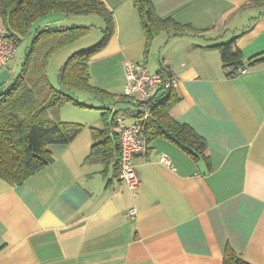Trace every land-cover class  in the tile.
<instances>
[{
    "label": "crops",
    "instance_id": "obj_1",
    "mask_svg": "<svg viewBox=\"0 0 264 264\" xmlns=\"http://www.w3.org/2000/svg\"><path fill=\"white\" fill-rule=\"evenodd\" d=\"M102 1L115 33L89 69L92 84L116 98L96 97L85 106L93 109L78 117L65 108L70 104L60 107V118L82 130L68 143L49 145L54 162L26 182L0 177V264H223L228 246L264 264V61L250 62L264 54V0H151L159 16L172 15L196 31L162 32L149 42L132 0ZM82 17L50 24L87 25ZM232 37L243 61L234 77L211 46ZM127 60L175 74L180 100L170 113L208 145L207 159L194 158L169 138L155 137L147 155L135 157L141 181L135 189L119 179L115 162L106 167L86 158L93 129L103 130L114 113L134 120L138 107L119 99ZM20 67L12 60L0 67V90Z\"/></svg>",
    "mask_w": 264,
    "mask_h": 264
},
{
    "label": "trees",
    "instance_id": "obj_2",
    "mask_svg": "<svg viewBox=\"0 0 264 264\" xmlns=\"http://www.w3.org/2000/svg\"><path fill=\"white\" fill-rule=\"evenodd\" d=\"M151 0H132L142 18L147 41L162 32L181 35L195 32L189 24H181L172 15L161 17ZM102 0H0V11L8 36L18 44L25 38L31 41L26 57L16 76L0 90V177L11 184H22L31 176L54 162L49 145L72 141L83 125L60 118V107L67 102L85 105L73 97L76 90H87L94 97L106 98L116 95L95 86L91 82L90 60L108 45L115 33V21ZM98 14L104 19L103 37L96 44L68 56L58 72V83H51L49 66L51 57L64 46L85 36L90 25H54L60 17ZM44 19V20H42ZM41 21V22H40ZM237 37V36H236ZM236 37L223 43L211 45L220 50L227 76H237L243 65L242 52ZM264 61V54L252 63ZM120 100L150 111L145 120L144 133L151 141L164 136L186 150L194 158H208L206 139L186 123L177 121L170 113L180 97L173 89L153 95L149 100L120 95ZM107 109V107H103ZM108 111V110H107ZM105 113V112H104ZM116 113L103 130L93 129L92 150L87 161H100L106 167L115 162L119 168L120 135ZM119 171V169H118ZM223 264H252L231 247H226Z\"/></svg>",
    "mask_w": 264,
    "mask_h": 264
},
{
    "label": "built area",
    "instance_id": "obj_3",
    "mask_svg": "<svg viewBox=\"0 0 264 264\" xmlns=\"http://www.w3.org/2000/svg\"><path fill=\"white\" fill-rule=\"evenodd\" d=\"M17 43L8 36V28L3 25L0 28V67L7 66L15 57L17 51ZM125 85L124 94L128 96H136L141 100H149L156 91H167L175 89L178 86L179 79L169 68H162L159 71L152 72L147 64L141 61H125ZM247 71L246 68L241 69L242 73ZM143 113H135L134 120L126 122L120 116L116 118L120 135V156H119V179L128 184L131 189H135L141 183L135 163L136 155H147L149 149V141L144 133V122L150 116V111L143 107ZM162 155V161L173 167L171 160L167 155ZM136 209H130L131 214H135Z\"/></svg>",
    "mask_w": 264,
    "mask_h": 264
},
{
    "label": "rangeland",
    "instance_id": "obj_4",
    "mask_svg": "<svg viewBox=\"0 0 264 264\" xmlns=\"http://www.w3.org/2000/svg\"><path fill=\"white\" fill-rule=\"evenodd\" d=\"M81 16H83L82 18H80V19H82V22L86 23L87 25H90L91 29L88 30L89 32L85 36H83L77 42L73 43V45L70 44V46H67V47L61 49L60 51L56 52L51 57L50 66H49L48 71L50 74L51 83H53L55 86L61 87L60 84L58 83V72H59V69L61 68L62 64L67 60L68 56H71L72 52H74V51L85 49V48H88V47L96 44V42H99L103 37V28L105 25L103 24L104 19L101 18L100 15L93 13V14H89L90 17L89 16L86 17V15H81ZM42 20H44V19H42ZM64 23H66V22H64ZM57 24H59V23H57ZM30 41L31 40L29 38H25L18 44L15 58L12 59L13 65L14 64L17 65V63L21 64V66L23 65V63L25 61V57H26V48H27V45L30 43ZM99 75H100L101 79L104 76V74H99ZM111 77L112 78H114V77L118 78V75L115 76L114 73H111ZM92 83H94V82H92ZM123 90H124V88L122 89V91ZM72 95L75 98V100H77L81 103H85V105L86 104L95 105L93 102H95L97 100V98L94 97L92 94H90V92L87 90H76L75 93ZM66 104H70V105H68V107H65V108L68 109V112L73 117H78L79 114H84L86 112V111H84L85 109H88V110L93 109V108H87L84 105H78L74 102H67ZM128 105H131V104L129 103ZM99 111L101 113V110L98 109L97 112L99 113ZM93 112H96V110H94Z\"/></svg>",
    "mask_w": 264,
    "mask_h": 264
}]
</instances>
